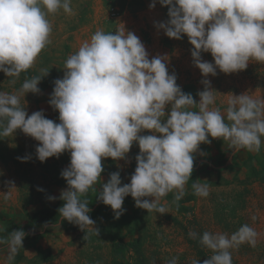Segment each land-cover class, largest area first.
Here are the masks:
<instances>
[{
  "label": "clouds",
  "instance_id": "clouds-1",
  "mask_svg": "<svg viewBox=\"0 0 264 264\" xmlns=\"http://www.w3.org/2000/svg\"><path fill=\"white\" fill-rule=\"evenodd\" d=\"M159 3L169 6V20L155 26L169 38L179 40L186 35L193 46L194 66L205 77L204 90L197 93L199 103L177 85L175 74H169L166 57L149 59L139 37L125 28L114 34L97 30L67 58L64 77L54 81L49 100L59 112V123L46 118L42 110L28 115L21 104V97L27 93L41 92L38 84L48 71L26 79L16 93L0 91V137L21 130L39 142L36 154L41 162L70 151V165L61 172L68 188L59 197L64 201L59 213L63 221L81 230L91 226L97 236L99 229L88 215L89 203L81 198L97 191L103 158L127 161L134 143L140 149L131 182L121 186L119 171L111 173L98 196L119 219L126 211L122 205L129 195L136 207L148 213H167L162 198L169 193H175L176 202L183 198L193 172L194 154L202 143H211L209 137L227 141L237 152L259 153L262 147L264 99L247 93L232 95L225 118L219 108L210 107L215 104V90L206 78L216 76L217 69L232 74L246 70L252 61L264 64V0ZM155 4L153 0L149 7ZM61 9L71 14V0H0V72L13 78L10 84L31 69L51 43L48 16ZM202 53H210L214 63L202 61ZM145 131L152 134L141 135ZM19 159L25 162L28 157ZM192 188L195 195L209 196L206 184L193 183ZM48 199L54 201L56 197ZM188 235L197 238L198 233L189 231ZM25 236L23 230H15L7 239L0 237V244L8 246L9 262L23 248ZM257 236L247 224L230 237L205 231L199 242L212 255L203 264H232L231 250L244 243L255 247ZM170 264H177V260ZM192 264L200 261L193 260Z\"/></svg>",
  "mask_w": 264,
  "mask_h": 264
},
{
  "label": "rangeland",
  "instance_id": "rangeland-1",
  "mask_svg": "<svg viewBox=\"0 0 264 264\" xmlns=\"http://www.w3.org/2000/svg\"><path fill=\"white\" fill-rule=\"evenodd\" d=\"M152 2L71 0V14L62 9L50 14L51 43L42 50L32 67L41 74L45 71L48 74L38 84L41 90L39 94L29 92L24 98L21 97V104L28 115L42 110L46 118L59 123V112L53 109L49 100L54 81L64 77L67 58L75 54L84 42L90 41L97 30L114 34L121 28L139 37L149 59L166 57L169 74H175L177 85L199 103L197 93L204 90L202 80L205 77L194 66L191 56L193 46L186 35L179 40L169 38L163 29L155 26L169 20V6H162L156 0L155 7L150 8ZM201 57L202 61L214 63L210 53H202ZM11 79L0 72V91L16 93L23 82L30 78L20 74L15 84L9 83ZM206 79L211 82V89L215 90V104L210 107L219 108L225 118L227 101L232 95L247 93L254 99H264V64L252 61L246 70L232 74H224L217 69L216 76L209 75ZM191 110L198 111V108ZM151 134L148 131L141 133ZM209 139L211 143H202L194 154L192 172L196 177L194 183L208 185L209 196L195 195L191 202L193 214H178L166 197L162 198L161 204L168 212L162 215L136 207L131 195L124 199L122 208L133 216L132 222L113 230L121 234L126 242L139 240L152 264H170L174 258L177 264H192L193 260L203 264L212 252L200 244L199 236L207 231L230 237L245 224L258 233L256 246L244 243L231 250L232 260L237 264H264V180L254 178L251 172L252 165L257 168L264 165V138L259 153L243 149L237 152L227 141ZM38 145V141L19 129L13 136L0 137V208L16 212L18 223L28 235L23 240V248L18 250L11 262L7 259V244H0V264H117L132 261L133 253H121L114 246L110 223L103 215L92 218L99 229L98 236L91 226L85 230L79 226L66 230L60 221L36 226L25 217L60 200L61 192L68 188L61 172L70 165V151L64 152L59 158L50 157L41 162L36 154ZM139 152L138 144L134 143L127 154V161L103 158L104 171L101 181L95 186L96 193L102 191V185L107 183L110 174L117 171L120 173L121 186L130 183L137 166L135 157ZM21 157L28 159L22 162L19 159ZM38 188L43 191H38ZM50 196L56 199L50 201ZM189 231L198 233L197 238H190ZM39 251L51 255V259L40 256Z\"/></svg>",
  "mask_w": 264,
  "mask_h": 264
},
{
  "label": "trees",
  "instance_id": "trees-1",
  "mask_svg": "<svg viewBox=\"0 0 264 264\" xmlns=\"http://www.w3.org/2000/svg\"><path fill=\"white\" fill-rule=\"evenodd\" d=\"M21 75L26 78H32L34 76H41L42 74L31 68L27 72L21 73ZM44 80L45 78L42 77L40 82H43ZM251 172L254 178L264 180V165L261 168H257L256 166L252 165ZM195 178V174H192L190 180L187 183L185 195L178 202L174 201L175 193H169L166 196L174 210L183 216L193 214L191 202L195 199L194 189L192 188ZM98 196L99 193L90 191L88 194H86V196L81 198L82 200L86 199L89 203L88 207L90 208V212L88 215L91 219H95L101 215L105 216L107 218L106 220H108L111 226L110 232L114 246L121 253L130 251L134 255L132 261L117 264H152L143 248L142 243L139 240L126 242L121 234L115 233L113 230L114 228H119L124 225H130L133 216H130L129 212L125 209L126 211H124L119 219H116L111 207L100 202ZM63 204L64 201L60 199L52 205L42 208L33 214L25 215V217L30 220L32 225L36 226L54 224L60 221L66 230L76 229L77 225L69 223L66 220L63 221V218L59 213V208L62 207ZM0 228L4 229V231H0V237L5 239L10 236L12 231L23 230L25 232L23 226L17 221V213L14 211L7 212L2 208H0ZM25 237H28V235L26 234ZM39 255L43 256L45 259H51V255H46L43 251H39ZM232 264H237V262L232 260Z\"/></svg>",
  "mask_w": 264,
  "mask_h": 264
},
{
  "label": "built area",
  "instance_id": "built-area-1",
  "mask_svg": "<svg viewBox=\"0 0 264 264\" xmlns=\"http://www.w3.org/2000/svg\"><path fill=\"white\" fill-rule=\"evenodd\" d=\"M113 14L115 15L116 13H115V12H113Z\"/></svg>",
  "mask_w": 264,
  "mask_h": 264
}]
</instances>
